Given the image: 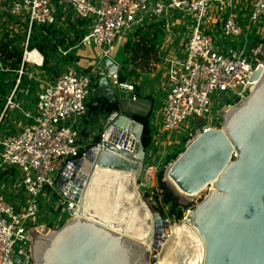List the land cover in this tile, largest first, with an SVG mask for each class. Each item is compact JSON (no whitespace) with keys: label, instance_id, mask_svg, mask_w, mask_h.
I'll return each mask as SVG.
<instances>
[{"label":"built area","instance_id":"2783aa9c","mask_svg":"<svg viewBox=\"0 0 264 264\" xmlns=\"http://www.w3.org/2000/svg\"><path fill=\"white\" fill-rule=\"evenodd\" d=\"M0 9V36L9 26L7 20L22 29L13 30L23 42V60L14 70L20 74L25 65H44L42 52L29 43L36 26L53 25L66 32L58 15L82 31L78 39L72 38L74 43L69 48H59L62 55L67 57L71 50L91 45L101 51L97 62L84 71L66 70L48 83L36 96L33 107L23 108L16 102L20 79L3 96L5 108L0 114V126L7 109L12 108L19 112L22 124L16 133L0 138V184L11 191L8 197L0 191V264H33L29 231L47 220L40 208L45 193L61 197V206L50 210L54 214L61 207L68 212L79 209L78 201L71 199L69 192L70 175L75 163L94 146L84 139L81 119L98 93L102 60L111 57L116 41L126 32L132 34L137 27H147L151 19L167 25L183 18L191 26L185 43L175 45L174 51L184 55H174L172 50L163 58L167 68L165 95L156 115V131L151 132L152 137L157 136L156 132L161 137L162 131L187 130L196 124L187 147L201 134L218 129L220 111L250 95L257 84L252 77L263 66L250 54L248 42L251 33L264 36V0H248L244 7L242 0H0ZM214 11L223 14L220 35L233 44H222L210 29L204 28ZM176 37L173 31L166 42ZM242 38L244 42L240 43ZM35 50L41 54V62L31 57ZM0 69L10 71L9 66L0 65ZM121 74L117 69L109 76L112 85L135 90L133 83L120 80ZM0 81L9 86L7 79ZM214 99L218 104L223 101L222 106L214 107ZM111 131L109 127L102 131L100 142L95 143L99 148L105 146ZM156 149L152 145L147 149L140 191L152 183L156 167L149 159ZM174 161L168 163L167 171Z\"/></svg>","mask_w":264,"mask_h":264},{"label":"water","instance_id":"95a60500","mask_svg":"<svg viewBox=\"0 0 264 264\" xmlns=\"http://www.w3.org/2000/svg\"><path fill=\"white\" fill-rule=\"evenodd\" d=\"M257 52L263 66L252 77L257 84L250 95L220 111L223 128L201 134L166 173L181 197L213 187L170 234V222L139 189L147 157L145 125L124 110L114 111L108 114L109 129L131 140L132 149L107 139L75 163L69 192L79 210H69L71 218L58 229L29 231L34 264H147L151 245L161 249L151 256L155 264H264L263 44ZM103 65L98 92L114 102L108 76L117 65L110 58Z\"/></svg>","mask_w":264,"mask_h":264},{"label":"rangeland","instance_id":"374dc122","mask_svg":"<svg viewBox=\"0 0 264 264\" xmlns=\"http://www.w3.org/2000/svg\"><path fill=\"white\" fill-rule=\"evenodd\" d=\"M246 3H248V0H242V7H244ZM239 10H240V6H239ZM62 17H63L62 15L56 16V18L58 19V22L62 23V28L64 27V29H67L65 33L72 35L70 36L71 40H73L72 39L73 37H76V39H78L82 31L79 32L77 29H75L74 27L75 25L73 24L72 21L70 20L62 21L61 20ZM4 18H6L5 15H4ZM222 20H223V14L214 11L210 14L209 18L206 20L204 28L210 29L211 32L217 36L218 40L222 44L226 43L228 45H231L233 43L230 40L225 41L224 38L220 35L219 28H220ZM7 21L9 22L8 23L9 26L6 27L8 31H11L13 32V34H16L13 30H20V31L22 30L21 27H18L16 23H12L13 20H7ZM0 26L2 27L1 23H0ZM11 26H13V29L10 28ZM165 28H166L167 34L173 31L177 34V37L174 38L172 42L169 41L168 43L165 44V46L167 47H164L163 50L169 49L170 51L173 48H175V45L181 46L183 43H185L192 29L191 26L188 24V22L187 23L184 22L183 18H180V20H176V21L175 20L169 21V23L165 25ZM6 29H5V32H7ZM36 29H37L36 32H38V27ZM263 30H264V26H263ZM132 34L130 32L128 33L126 32L125 36L119 38L116 41L115 47L118 45L119 47H121L120 51H122L126 40H128L129 38L135 39L134 32ZM257 37L264 38L263 35H256V34L251 33L249 42H248L250 54H253L254 56L258 55L257 48L259 47V45H261V43L256 42ZM237 41H239V39L234 42L237 43ZM31 42L32 41L29 42L30 46L32 45ZM34 42H37V39L34 38ZM243 42H244V39L243 38L240 39V43H243ZM72 44H70L69 46L65 48H69ZM59 48H63V46L58 45L55 51L53 52L49 51L50 52L49 55L47 57L45 56V59H44L45 61L46 60L47 61L46 62L44 61L45 63L42 67H35L33 65H30V66L25 65V68L21 74L17 71L3 72L0 69V78L8 80V84H9L8 88L10 90L15 87L18 79H20V82L17 86V92H16L17 99L19 100L16 99V102H20L23 108H28L30 106L33 107L36 101L35 100L36 96L39 95V93L43 90V88L48 83H50L52 80L57 78L64 71L70 70V69L78 71L79 68H81L77 65V62L80 60L77 50L80 48L71 50L69 52V55H67L69 58H66V56L62 55V52L59 51L60 50ZM162 57L164 58V55H162ZM165 65L166 64L164 60L161 59L159 63L151 66L152 70L150 72H147V74L141 73L142 77L137 81V84L139 85V89H140L139 91L142 96L139 97V95H136L134 90L130 91V90H126L122 88L124 92L128 94L127 97L129 98L127 99L126 103L124 104L122 103L123 104L122 107L124 111L128 113L129 115H133V114H140L144 116L150 115L151 117L150 119L152 121L151 123L153 125L152 130H155V124H156V119H157L156 115L159 111V107L165 95L164 81H165L166 71H167L165 68ZM87 66L89 67L90 65L86 64L83 67H86L85 69H87L88 68ZM77 67H79L78 70H77ZM137 72L138 71L136 70H131V73H132L131 78L133 79V81H135L134 77L137 76L136 75ZM114 88H115L114 91H115L116 96H118L117 93L123 92L119 90L121 88L118 86H114ZM133 95H136L137 97L136 100L133 99ZM123 101L124 100H122V102ZM216 102H217L216 99H214L213 100L214 107L222 106L223 104V101H221V103L219 104ZM4 108H5V104L1 112L4 110ZM220 108L221 107H219V109ZM216 111H218V109ZM222 111H225V110H222ZM20 119L21 117L19 115V112L15 111V108H12L11 110L7 109V112L5 116H3L2 121H1L2 125L0 126V138L3 136L9 135V134L16 133L18 127L22 124V122H20ZM224 124H225V119L222 116V120H221V123L218 129L223 128ZM195 126L197 125L194 124L190 126V129H187V130L180 129L172 133H166L162 131L161 137H159L156 132L157 136L155 138L152 137L151 145L152 147H157V149L152 153L153 155L150 156L149 161L151 164H153L156 167V170L152 174V177H151L152 183L148 187H146V189H141V193L144 195L146 199L150 200V202L159 212L160 210L156 207V201L154 200V197H153L154 190H160L157 176L160 172H163L164 180L169 185V181L167 180V176H166L167 169H168V163L171 161H174L173 157L175 155L179 156L181 153L185 151V149L187 148V141L190 138V134L194 131ZM94 129H95V132H93L92 134L87 133V135H85V137H90V135H92V139H91L92 144L100 141L102 137V131L104 130L102 129L101 124H99L98 127L95 126L93 129H90V130H94ZM98 137H100V139L98 141H95ZM148 149H150V147ZM2 185L3 184H0V191L6 197H8L11 191L4 190L2 188ZM212 188H213L212 185H209L205 187L200 193H198L197 195L193 197L186 198V197L179 196L180 203L187 207L184 210V215L186 216L189 209L191 210L195 209L196 206L208 196ZM147 192H149L150 195H148ZM47 194L48 193H45L43 195L41 199V204H40L42 215H45V214L47 215V220L45 221L44 219L43 225L41 226L50 227V222H49V219H50L54 221L53 223L54 226H51L50 228L52 230L58 229L66 221H68L71 218V216L69 212L65 210L64 207H61L60 209H58V211L55 214L51 212L50 210H52L54 207L59 208L61 206V197H59L57 194H50V195L49 194L47 195ZM10 197L11 198L13 197L12 194ZM165 210L167 211L168 207H166ZM62 211H64L63 215H61ZM165 219L168 220L171 224L170 226L171 228L167 229L168 231L167 234H170L172 232L173 226L177 224L179 221H173L172 218H166V217ZM31 244H32V241H31ZM151 246L152 247H149V249L151 250V253L149 257V262L147 264H155L157 260H153L151 256L153 255V253L160 254L161 252V249L159 248L154 249L153 245ZM32 262L34 264L33 258H32Z\"/></svg>","mask_w":264,"mask_h":264},{"label":"trees","instance_id":"16d2710c","mask_svg":"<svg viewBox=\"0 0 264 264\" xmlns=\"http://www.w3.org/2000/svg\"><path fill=\"white\" fill-rule=\"evenodd\" d=\"M164 25L163 21L151 19L146 32L142 33L143 27H137L134 32L136 38H129L124 44L123 52L125 64L122 69H126V63H130L134 67V70L138 71L136 74L137 76L134 77L135 81L133 83L135 87L134 91L136 95H139V97L142 95L140 94L137 81L142 77L141 73L147 74V72H150L152 70L151 66L159 63L161 59L160 47L167 36V31ZM37 27L38 32H36ZM70 36V34L65 33L60 28H55L53 25H45L41 27L36 26L34 28V34L31 38V47L38 48L44 57H47L50 53L49 51H55L58 45L69 46L72 44L73 41ZM34 38L37 39V42H34ZM256 42L264 45V38L257 37ZM66 58L69 57L67 56ZM258 58L262 59L263 57L259 55ZM22 60L23 42L21 40V35L13 34L11 31L3 32L0 36V65L4 67L9 66L10 71L13 72L22 63ZM131 75V72H129L126 76L121 74L120 80L124 82ZM8 87L9 86H6L4 81H0V112L5 104L3 96L10 92ZM120 110H123V107L122 102L118 97L116 101L111 102L106 95H101L98 92L89 104L86 114L81 119L83 134L87 135L88 131L93 129L98 124L104 114H110L114 111ZM132 116L145 125L143 143L146 149H148L152 144L151 131L153 129V125L151 123V117L150 115L144 116L140 114H133ZM99 139L100 137H98L95 141H98ZM177 157L178 155H175L173 160H176ZM157 180L160 190H154L153 193L154 200L156 201V207L160 210L164 218H172L173 221L182 220L185 216L184 210L187 207L180 203L179 196L164 180L163 172L158 174ZM166 207H168L167 211L165 210ZM53 223L54 221L50 222V227L54 226Z\"/></svg>","mask_w":264,"mask_h":264},{"label":"crops","instance_id":"0c3cea01","mask_svg":"<svg viewBox=\"0 0 264 264\" xmlns=\"http://www.w3.org/2000/svg\"><path fill=\"white\" fill-rule=\"evenodd\" d=\"M3 12V10H1L0 9V13H2ZM148 27V26H147ZM147 27H143V29H142V31H144V32H146V30H147ZM144 32H142V33H144ZM133 35V34H132ZM169 37H171V32H169V34H167V36H166V38H165V41L163 42L164 43V45L162 44L161 45V47H160V54H161V59L163 60V57H162V55H164L165 56V54L167 55V56H170L171 55V52H173L174 50H175V48H173L171 51L169 50V49H166V50H163L164 49V47H167V46H165V43H167V42H169V41H167L166 42V40L169 38ZM134 38H136V36L134 35ZM127 41V40H126ZM125 44V43H124ZM120 49H121V47H119L118 45L115 47V45H114V48H113V51H112V55H111V57H105L103 60H102V70L101 71H105V68H104V65H103V62H104V60L105 59H107V58H110L116 65H117V69H120V72H123V75H127L129 72H131V70H134V67L130 64V63H126V69H122V68H124V52H123V49H124V46H123V49H122V51H120ZM167 51V52H166ZM77 53H78V56H79V58H80V60L77 62V65L79 66V67H81V68H79V67H77V70H78V68H79V70L77 71L78 73H80V72H82L83 70H85V68L86 67H83V66H85L86 64L87 65H93V64H95V62H97V60L100 58V56H101V51L96 47V46H94V45H91V46H84V47H81L80 49H78L77 50ZM174 55H180V57H182L184 54L181 52V53H176L175 51H174V53H173ZM160 59V60H161ZM73 63V62H72ZM88 67V66H87ZM165 68H166V65H165ZM167 69V68H166ZM123 70V71H122ZM100 74H101V72H100ZM100 78H101V76H100ZM100 78H99V80H98V85H99V81H100ZM108 78H109V76H108ZM109 81L111 82V79L109 78ZM127 82H131V83H133L134 81H133V79L131 78V76L130 77H128L127 78V80H126ZM133 81V82H132ZM165 81H166V77H165ZM165 81H164V83H165ZM111 84H112V82H111ZM134 84V83H133ZM98 88V87H97ZM113 88H114V86H113ZM115 89V88H114ZM119 90H121V91H123V92H120V93H117L118 94V98H119V100L122 102V100H124L122 103L124 104V103H126L127 102V99H129L127 96H128V94L126 93V92H124V90L121 88V89H119ZM136 97V95H133V97ZM164 98V97H163ZM162 101H163V99H162ZM122 104V105H123ZM134 108H136V107H134ZM124 110V109H123ZM99 124H101L102 125V129H105V128H107V127H109V124H108V114H104L102 117H101V119H100V121L98 122V124L96 125V127H98L99 126ZM93 132H95V129L94 130H89L88 131V133H90V134H92ZM90 138V139H89ZM84 139H85V141L88 143V145H92V141H91V139H92V135H90V137H85V135H84ZM95 144V143H94ZM6 180V179H5Z\"/></svg>","mask_w":264,"mask_h":264},{"label":"bare ground","instance_id":"6f19581e","mask_svg":"<svg viewBox=\"0 0 264 264\" xmlns=\"http://www.w3.org/2000/svg\"><path fill=\"white\" fill-rule=\"evenodd\" d=\"M31 57H37V61H40L41 62V54L39 52H37L36 50L34 52L31 53ZM121 140V142H120ZM123 140V142H122ZM108 141H112V142H115L117 143L118 146H120L121 148H125V149H129L131 150L132 149V142L131 140L129 139H126L125 138V135L122 136L121 132H117L116 130H113L111 132H109V135H108ZM171 170V169H170ZM169 170V171H170ZM169 173V172H168ZM167 180L169 181V183H171L172 185L175 186V182L174 180L170 177L169 174H167ZM213 184V183H212ZM194 195H187V197H193ZM79 210V209H78ZM176 246L175 242L173 243V245H170L167 253L168 255L174 253V247Z\"/></svg>","mask_w":264,"mask_h":264}]
</instances>
